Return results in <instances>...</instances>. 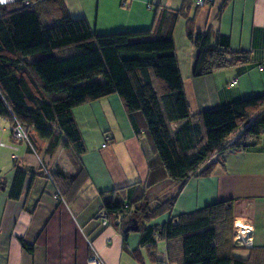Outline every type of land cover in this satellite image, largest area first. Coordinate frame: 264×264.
Masks as SVG:
<instances>
[{
    "label": "trees",
    "instance_id": "16d2710c",
    "mask_svg": "<svg viewBox=\"0 0 264 264\" xmlns=\"http://www.w3.org/2000/svg\"><path fill=\"white\" fill-rule=\"evenodd\" d=\"M183 15L184 9L163 10L148 31L97 34L84 18H71L62 0L1 7L0 119L9 123L10 133L16 124L23 128L28 153L52 157L61 150L70 158L76 173L59 168L48 173L62 200L84 181L80 157L86 148L73 110L117 95L131 120L143 118L161 167L180 188L171 199L153 202L140 184L101 193L107 224L121 225L124 241L132 231L140 234L141 246L164 241L165 256L155 258L157 264H262L263 255L252 248L247 259L236 255L232 202L147 225L172 211L189 179L209 174L211 166L204 167L215 156L252 149L264 136V92L191 115L173 41ZM186 36L197 51L195 78L250 62V53L232 51L224 36L191 30ZM19 161L13 160L12 201L33 175Z\"/></svg>",
    "mask_w": 264,
    "mask_h": 264
},
{
    "label": "crops",
    "instance_id": "0c3cea01",
    "mask_svg": "<svg viewBox=\"0 0 264 264\" xmlns=\"http://www.w3.org/2000/svg\"><path fill=\"white\" fill-rule=\"evenodd\" d=\"M196 1L62 0L71 18H84L97 34L148 31L163 10L184 9L173 41L191 115L264 92V0H204L202 7ZM189 30L226 37L232 51L250 53V62L193 77L197 51L187 40ZM231 82L235 85L230 87ZM73 118L86 148L80 157L84 181L61 200L47 171L22 163L33 175L27 176L19 199L12 201L8 196L13 173L10 183L4 182L0 190V264H87L92 252L103 264H144V257L157 264L155 258L165 254L157 257L156 247H166L164 241L141 246L135 231L124 241L121 225L114 222L103 227L98 219L101 193L140 184L146 186L147 201L153 202L171 199L180 188L161 167L143 118L135 115L131 120L117 95L74 109ZM105 138L109 143L102 148ZM42 145L44 150L47 142ZM58 153L63 151L48 158ZM31 156L26 145L24 159ZM209 165L208 175L194 176L182 186L170 213L147 225L159 226L180 215L232 202L233 234L236 221L247 224L249 249L262 254L264 264V136L256 147L227 151L204 168ZM54 168L66 174L77 172L67 155L61 164L56 159ZM234 248L239 258L251 255L249 249Z\"/></svg>",
    "mask_w": 264,
    "mask_h": 264
},
{
    "label": "rangeland",
    "instance_id": "374dc122",
    "mask_svg": "<svg viewBox=\"0 0 264 264\" xmlns=\"http://www.w3.org/2000/svg\"><path fill=\"white\" fill-rule=\"evenodd\" d=\"M0 128L2 129L0 130V144H3L4 146V147H0V183L1 184L4 182L10 183L11 181L13 167H14L12 156H15L20 160L19 161L20 165L22 163L25 164L26 162L29 164L30 162V164L34 165L33 167H35L37 171L40 172L47 171L49 174L51 173L50 171H52L55 166L56 159L57 162H59L60 164L64 162L65 159L64 153H58V155L52 159L51 158L49 159L47 156L41 153L38 154L28 153V154H32V156L27 157V159H24L27 144L25 142L16 141L12 138V135L10 133V126L8 122L2 120L0 124ZM148 139H149L148 141L152 145V142L149 137ZM27 163L25 165H27ZM156 249L157 250L155 251V255L157 257H161V254L163 255L166 252V247H163V245H159V247L158 248L156 247ZM239 254L241 255V253ZM144 264H153V262L151 263V261H149L146 257H144Z\"/></svg>",
    "mask_w": 264,
    "mask_h": 264
},
{
    "label": "built area",
    "instance_id": "2783aa9c",
    "mask_svg": "<svg viewBox=\"0 0 264 264\" xmlns=\"http://www.w3.org/2000/svg\"><path fill=\"white\" fill-rule=\"evenodd\" d=\"M16 1H20V2H22L23 6L29 7L37 0H4V2L0 3V8L14 4ZM204 4H205L204 0H197L196 1V6H198V7H202V6H204ZM229 85H230V87L234 86L235 82H231ZM1 121L2 120L0 119V124H1ZM0 130H2V129L0 128ZM11 134H12V137L14 140L19 141V142H25L28 146L29 142H28L27 135L20 125L16 124L14 127H12ZM108 143H109V139L105 138L104 144L102 145V148H105L108 145ZM0 147H4L3 144H0ZM12 159L15 160L16 157L12 156ZM98 219L100 220V223L102 226L107 225V218H106L105 213H103V212L100 213L98 215ZM242 232L243 233L241 234L240 239L236 240L235 225H234V235H233L234 246L236 248H239V249H249L251 247V243H252L251 238H250L251 229L248 226H246ZM87 264H103V262L101 261V259L99 258V256L95 252H92V254L89 256V258L87 260Z\"/></svg>",
    "mask_w": 264,
    "mask_h": 264
},
{
    "label": "bare ground",
    "instance_id": "6f19581e",
    "mask_svg": "<svg viewBox=\"0 0 264 264\" xmlns=\"http://www.w3.org/2000/svg\"><path fill=\"white\" fill-rule=\"evenodd\" d=\"M247 226V224L243 223L242 221H236L235 223V236L236 240H239L241 234L243 233V229Z\"/></svg>",
    "mask_w": 264,
    "mask_h": 264
},
{
    "label": "clouds",
    "instance_id": "9594fccd",
    "mask_svg": "<svg viewBox=\"0 0 264 264\" xmlns=\"http://www.w3.org/2000/svg\"><path fill=\"white\" fill-rule=\"evenodd\" d=\"M4 2V0H0V3Z\"/></svg>",
    "mask_w": 264,
    "mask_h": 264
}]
</instances>
